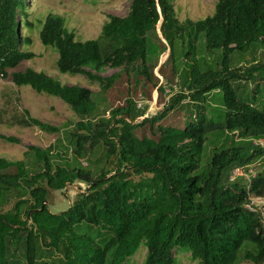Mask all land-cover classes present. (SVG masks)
Segmentation results:
<instances>
[{"label": "trees", "instance_id": "obj_1", "mask_svg": "<svg viewBox=\"0 0 264 264\" xmlns=\"http://www.w3.org/2000/svg\"><path fill=\"white\" fill-rule=\"evenodd\" d=\"M24 4L0 0L1 79L34 56L21 49L31 44L20 34ZM39 40L57 51L61 74L83 76L106 91L121 72L134 73L159 94L157 59L168 51L164 64L177 74L179 47V57L192 61L182 77L187 95L171 97L141 121L144 110L131 98L108 117L89 119L96 110L90 89L32 69L11 73L13 85L61 100L78 121L61 130L25 111L23 126L58 136L55 147H27L29 163L0 158V264H125L142 246L143 264H175L177 248L196 264H264V223L244 208L248 192L264 196V171L251 179L248 192L242 179L228 181L232 169L264 158V110L233 86L264 80V0H217L213 14L196 21H179L172 0H131L126 16L109 15L96 39L76 41L63 17L49 15ZM257 48L260 60L235 66L236 58ZM200 51H220L215 69ZM106 69L119 72L104 78ZM215 91L222 93L220 113L209 118L205 107ZM186 98L194 116L184 127L163 124ZM144 130L149 135L139 137ZM209 138L217 145L199 172ZM72 185L74 200L52 213L50 193ZM10 191L15 200L6 209Z\"/></svg>", "mask_w": 264, "mask_h": 264}, {"label": "rangeland", "instance_id": "obj_2", "mask_svg": "<svg viewBox=\"0 0 264 264\" xmlns=\"http://www.w3.org/2000/svg\"><path fill=\"white\" fill-rule=\"evenodd\" d=\"M172 1L179 21L186 19L196 21L212 15L217 0ZM130 2L131 0H24L25 4L20 9L22 21L20 34L23 37H29L31 44H22L21 49L22 52L31 53L34 56L24 60L15 68L8 70L9 76L6 79L0 78V135L14 137L19 141L18 144H11L0 139V158L12 161L24 160L29 163L32 161V154L24 155L27 147L33 146L39 149H45L49 146L55 147L57 134H48L36 127H25L22 125L21 120L25 118V111L32 118L61 130L71 128L70 124L78 121L75 114L61 100L45 94H37L28 86L18 87L13 85L10 80V74L13 72L32 69L46 74L63 85L90 89L93 93L96 110L89 119L101 118L102 116L108 117L109 112L113 108L122 106L127 98H131L138 107L144 110V116L139 120L141 121L143 118L151 117L161 112L168 105L171 97L182 93L187 95L186 91L181 89L182 77L184 75L183 71H187L188 67L192 65V61H185L179 57V47L176 48L174 61V65L178 70L177 74L172 75V64L170 62L164 64L168 51L157 59L154 74L158 79V85L163 89V92L159 94L156 90H151L148 85H145L144 81L140 80L134 73L128 76L121 72L112 87L106 91L102 90L98 84L90 83L83 76L61 74L56 68L57 51L53 47L43 46L39 40V32L45 18L49 15L63 17L65 27L68 31L73 32L76 41L83 42L96 39L100 34L101 26L107 21V17L109 15L126 16ZM152 47H156V44L152 43ZM261 54H263L261 49H253L242 56L241 59L234 58V64L245 68L252 63L253 57L260 60ZM198 56L207 60V67L215 69L220 51H214L209 55L200 51ZM150 57H153V55H150ZM238 62L239 64H237ZM118 72L119 70L106 69L101 76L108 78ZM256 82L260 85L258 90H256ZM256 82L240 80L233 83V86L241 98L247 99L258 109L264 110V80ZM208 97L209 100L205 107L206 113L209 118L217 117L220 113L222 93L215 91L210 93ZM189 103L187 98L183 100L168 114L163 124L184 127L186 122L194 116V113L189 114V111L193 112ZM142 135H149L148 130H144L141 133L138 132L139 137ZM261 143L263 142L261 141ZM216 145L213 138H209L202 152L199 172L205 169L211 151ZM57 151L63 150L58 147ZM100 156L101 154H98L97 157ZM82 165L86 166V162L83 161ZM263 166L264 158L257 162V169ZM29 169L31 168L29 167ZM80 187L83 189L84 185ZM76 192L77 187L75 185L69 186L66 192H51L48 200L49 210L52 213L66 210L74 200ZM6 195L12 199L10 204L6 206V209H9L15 200L13 198L15 194L10 191ZM145 254L146 250L142 246L134 257L125 264H143ZM174 259L175 264H196L182 248H177L174 251Z\"/></svg>", "mask_w": 264, "mask_h": 264}, {"label": "built area", "instance_id": "obj_3", "mask_svg": "<svg viewBox=\"0 0 264 264\" xmlns=\"http://www.w3.org/2000/svg\"><path fill=\"white\" fill-rule=\"evenodd\" d=\"M263 171L264 166L257 169V162L243 167H236L231 170L228 181L234 183L238 179H242L244 185H246V191L248 192L251 179L254 178L258 172ZM244 208L250 213L258 215L264 223V196H255L248 192L245 198Z\"/></svg>", "mask_w": 264, "mask_h": 264}]
</instances>
